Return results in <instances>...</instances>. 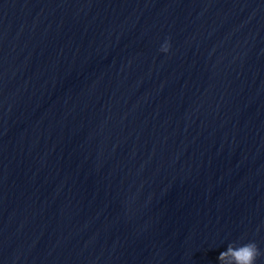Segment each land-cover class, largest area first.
<instances>
[{"label":"water","instance_id":"water-1","mask_svg":"<svg viewBox=\"0 0 264 264\" xmlns=\"http://www.w3.org/2000/svg\"><path fill=\"white\" fill-rule=\"evenodd\" d=\"M0 264H264V0H0Z\"/></svg>","mask_w":264,"mask_h":264}]
</instances>
